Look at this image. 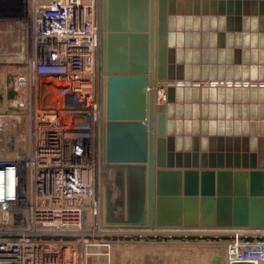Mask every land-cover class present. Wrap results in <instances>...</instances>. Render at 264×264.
Instances as JSON below:
<instances>
[{
    "label": "water",
    "instance_id": "95a60500",
    "mask_svg": "<svg viewBox=\"0 0 264 264\" xmlns=\"http://www.w3.org/2000/svg\"><path fill=\"white\" fill-rule=\"evenodd\" d=\"M100 29L107 74L103 156L110 164L140 166L145 180L143 214L113 220L149 232L264 231V0H100ZM163 81L171 83L158 105ZM13 95L9 89L7 97ZM234 237L151 232L103 238ZM237 237L264 240L262 233ZM217 257L210 264H220Z\"/></svg>",
    "mask_w": 264,
    "mask_h": 264
},
{
    "label": "built area",
    "instance_id": "2783aa9c",
    "mask_svg": "<svg viewBox=\"0 0 264 264\" xmlns=\"http://www.w3.org/2000/svg\"><path fill=\"white\" fill-rule=\"evenodd\" d=\"M100 33V0H0V42L16 45L0 61L21 63L1 92L0 264H89L82 248L114 242L103 238L115 226L99 190L112 170ZM262 244L243 245L231 263L255 264Z\"/></svg>",
    "mask_w": 264,
    "mask_h": 264
},
{
    "label": "rangeland",
    "instance_id": "374dc122",
    "mask_svg": "<svg viewBox=\"0 0 264 264\" xmlns=\"http://www.w3.org/2000/svg\"><path fill=\"white\" fill-rule=\"evenodd\" d=\"M27 28L30 29L29 25L27 26ZM10 36L11 41L15 40L18 36V31L16 29L13 30L10 33ZM1 44L5 43L0 42V49L2 50L4 48L6 50L4 52L16 51V45L5 44L4 46H1ZM8 55L6 56V60L9 59L11 60L10 62L6 63L4 61H0V92L3 91V87L8 79V76L21 72V63L14 62V60L17 61V59H13L11 57L9 58ZM3 60H5V58ZM44 94L45 92H41V100L43 99ZM50 95L51 99H53V97L54 99L58 97L57 93L55 92H52ZM2 100L3 96L0 100V104L2 103ZM111 171L112 173L109 178L106 180V182H102L99 187L100 195L103 200V221L107 225H110L109 223H111L109 222V220L107 221V218L110 217L113 219L119 218L122 220L128 217L136 218L138 216H141L139 213H135V210H138V208H142L140 206L142 201L136 202L137 198L142 199V197L136 196L137 194H134L132 191H130V188L126 189V183H129L131 179H136V183L134 184L135 188H137V184L142 183V168L138 165L125 166L122 164H113ZM127 172L133 173L132 178H128L127 176H124V174H121ZM120 175L123 177L122 179L119 178ZM119 183H121L123 189L122 187L120 189V185H117ZM121 194H123V197L121 196ZM235 200L239 202L240 198L237 197L235 198ZM127 201L130 204H127ZM124 203H126L125 206H127L128 208H123L124 206L122 205H124ZM115 223V227L119 228L117 230H125L127 232L131 231L124 229L129 227L121 226L120 222L116 221ZM109 230L113 231L111 229ZM109 230L108 232H110ZM117 230H114V232ZM204 231L210 232L214 230L204 229ZM107 233L106 235H109ZM185 241L186 242L173 240V242L170 241V243L166 241L153 242L144 240L114 241L113 243H110L108 245L98 246L103 253L105 252V254H103L105 257L103 258L102 256H97V252H100V250L94 247H88L85 250H82V252L84 251L83 254L85 256H88L89 264H210L215 255L218 256L217 258L220 261V264H231L232 259L236 257L234 253L244 248L242 247L243 245H239L240 247H242L240 248L237 244L234 243L237 248L232 249V242H225L223 244L211 242L209 244H201L202 240ZM228 248H230V250H228ZM261 264H264V262Z\"/></svg>",
    "mask_w": 264,
    "mask_h": 264
},
{
    "label": "bare ground",
    "instance_id": "6f19581e",
    "mask_svg": "<svg viewBox=\"0 0 264 264\" xmlns=\"http://www.w3.org/2000/svg\"><path fill=\"white\" fill-rule=\"evenodd\" d=\"M168 83H171V82H167V81H163V82H161V85L162 86H159V87H157L156 88V95H155V99H154V101H155V103L156 104H162V103H164L165 101H166V91H165V85H167ZM160 84V83H159ZM57 92H58V90H57ZM61 92H58L57 93V95H59ZM56 95V94H55ZM51 96V95H50ZM51 98V97H50ZM54 98V97H53ZM110 165H113V164H109V166ZM117 165V164H116ZM111 173H112V171H111ZM124 174V173H123ZM111 175V174H110ZM109 178V177H108ZM120 179H122L123 177L120 175V177H119ZM132 178V177H131ZM144 179H143V183H144ZM106 182V181H105ZM136 183V179H131L130 181H129V183H126V189H128V188H130L129 190L130 191H132L134 194H137L136 196H139V197H141L140 195H142L143 197V201H144V191L141 189V184H137V188H135L134 187V184ZM117 185H120L119 187H120V189H121V187H122V185H121V183H119V184H117ZM144 185V184H143ZM119 189V190H120ZM122 189H123V187H122ZM141 192V193H140ZM101 193H102V191H101ZM143 193V194H142ZM104 194V193H103ZM131 195V194H130ZM129 195V196H130ZM121 196L123 197V194H121ZM132 196V195H131ZM142 199L141 198H137V201L136 202H138V201H141ZM127 204H130L128 201H127ZM126 205V203H124V205H122V206H124L123 208H128L127 206H125ZM144 211V210H143ZM135 213H142L143 214V212H141V209L140 208H138V210L136 209L135 210ZM116 219V218H115ZM109 220V222H111V223H113V224H111V223H109L110 225H112V226H115V222H114V220H113V218H107V221ZM98 228H100V230H103V229H105L104 227H102V225L101 224H99V227ZM109 229H111V230H113V229H115V230H117V229H119L118 227H110ZM123 229V228H122ZM124 229H126V230H131L130 232H127V231H125V230H123V231H121V230H117L116 232H114L113 234H128V233H141V234H144V231H145V233L147 232V233H151V232H153V233H157V234H176V233H181V234H188V233H195V234H229V235H234L235 237L233 238V239H229V240H225V241H222V240H219V241H208V242H201V244H203V243H206V244H209L210 242L211 243H225V242H232L233 244H232V246L234 245V243L235 244H237L238 246L240 245H245V246H252V245H254V244H261V245H263L262 243H264V240H262V241H258V240H256V239H253L252 241H243V240H240V239H238V235L239 234H251V235H257V234H260V233H262V234H264V231H262V232H260L259 230H255V229H251V228H248V227H235V226H231V227H224V228H218V227H210V228H200V227H198V228H180V227H164V228H153V229H151L150 231L151 232H149V229H144V230H133L132 228H124ZM204 229H213L214 231H210V232H205L204 231ZM121 231V232H120ZM139 231V232H138ZM111 232H113V231H111ZM170 241H172L173 242V240H170ZM170 241H167L168 243H170ZM176 241V240H175ZM243 241V242H242ZM180 242H186L185 240L184 241H180ZM129 243V242H128ZM167 243V244H168ZM187 244V243H186ZM196 244H199V243H196ZM239 246V247H240ZM82 250H85V249H83L82 248ZM81 250V251H82ZM228 250H230V248H228ZM264 254V253H263ZM81 255L83 256V254L81 253ZM84 257V256H83ZM264 262V257L261 259V260H259V261H257L256 263L257 264H261V263H263Z\"/></svg>",
    "mask_w": 264,
    "mask_h": 264
},
{
    "label": "crops",
    "instance_id": "0c3cea01",
    "mask_svg": "<svg viewBox=\"0 0 264 264\" xmlns=\"http://www.w3.org/2000/svg\"><path fill=\"white\" fill-rule=\"evenodd\" d=\"M261 232V231H260Z\"/></svg>",
    "mask_w": 264,
    "mask_h": 264
}]
</instances>
